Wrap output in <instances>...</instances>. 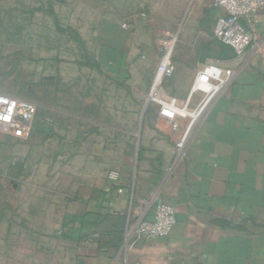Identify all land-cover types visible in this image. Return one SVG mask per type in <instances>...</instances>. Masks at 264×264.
<instances>
[{
    "label": "rangeland",
    "instance_id": "rangeland-1",
    "mask_svg": "<svg viewBox=\"0 0 264 264\" xmlns=\"http://www.w3.org/2000/svg\"><path fill=\"white\" fill-rule=\"evenodd\" d=\"M217 16L213 0H0V95L38 107L27 128L0 125V264H84L70 225L81 131L101 129L88 140L100 143L99 156L117 137L118 167L126 165L147 106L134 87L154 71L143 46L159 51L175 38L174 49H221L204 30Z\"/></svg>",
    "mask_w": 264,
    "mask_h": 264
},
{
    "label": "crops",
    "instance_id": "crops-1",
    "mask_svg": "<svg viewBox=\"0 0 264 264\" xmlns=\"http://www.w3.org/2000/svg\"><path fill=\"white\" fill-rule=\"evenodd\" d=\"M213 7L218 16L204 30L222 48L173 51L175 72L164 87L185 112L176 125L147 99L162 49L145 45L143 58L154 71L146 86L134 87V101L145 98L147 106L139 114L138 142L128 143L125 150L127 164L118 167L117 137L104 143L107 153L99 156L100 143L92 147L88 140L97 141L101 129L93 137L88 129L81 131L83 177L78 215L70 223L81 237L79 262L264 264V12L242 19L257 47L237 61L235 50L214 36L225 11L214 0ZM211 63L222 68L223 84L208 101L207 93L192 89ZM109 128L118 130L112 123ZM179 146L184 147L181 157ZM114 172L119 173L116 179ZM158 201L176 208L172 233L125 248L129 223L141 216L152 218Z\"/></svg>",
    "mask_w": 264,
    "mask_h": 264
},
{
    "label": "built area",
    "instance_id": "built-area-1",
    "mask_svg": "<svg viewBox=\"0 0 264 264\" xmlns=\"http://www.w3.org/2000/svg\"><path fill=\"white\" fill-rule=\"evenodd\" d=\"M214 6L225 11L217 20L214 36L222 43L235 50V59L243 61L249 49L255 50L254 33L242 23L243 18L250 17L256 11L264 12V0H214ZM175 38L164 41L161 61L157 67L148 101L159 105L160 114L170 121H175L185 114L176 103L167 96L164 82L175 72L173 61ZM222 68L215 63L208 64L197 77L193 92L204 91L208 101L223 84ZM37 104L17 96L0 95V125H9L19 130L31 126L37 114ZM186 109V108H185ZM186 111V110H185ZM115 179L118 172L113 173ZM177 223L176 208L169 202L158 201L154 205L152 218L141 216L129 223L126 231V247L144 239H155L169 236Z\"/></svg>",
    "mask_w": 264,
    "mask_h": 264
},
{
    "label": "trees",
    "instance_id": "trees-1",
    "mask_svg": "<svg viewBox=\"0 0 264 264\" xmlns=\"http://www.w3.org/2000/svg\"><path fill=\"white\" fill-rule=\"evenodd\" d=\"M229 47V46H228Z\"/></svg>",
    "mask_w": 264,
    "mask_h": 264
}]
</instances>
